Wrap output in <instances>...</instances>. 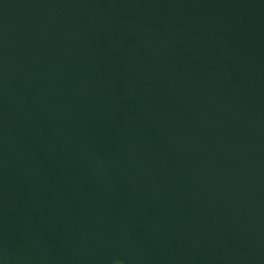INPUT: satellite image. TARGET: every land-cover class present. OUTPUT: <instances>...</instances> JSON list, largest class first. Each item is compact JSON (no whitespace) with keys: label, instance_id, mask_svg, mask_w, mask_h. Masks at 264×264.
<instances>
[{"label":"water","instance_id":"95a60500","mask_svg":"<svg viewBox=\"0 0 264 264\" xmlns=\"http://www.w3.org/2000/svg\"><path fill=\"white\" fill-rule=\"evenodd\" d=\"M0 264H264V0H0Z\"/></svg>","mask_w":264,"mask_h":264}]
</instances>
